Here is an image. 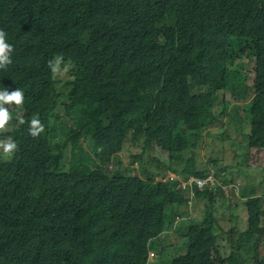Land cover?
I'll return each instance as SVG.
<instances>
[{
  "label": "trees",
  "instance_id": "trees-1",
  "mask_svg": "<svg viewBox=\"0 0 264 264\" xmlns=\"http://www.w3.org/2000/svg\"><path fill=\"white\" fill-rule=\"evenodd\" d=\"M0 30L12 45L0 87L24 95L5 105L24 122L17 150L0 157V264H147L194 199L202 217L184 222V253L160 264H246L241 251L264 264V195L244 201L237 237L231 228L219 242L224 184L213 170L205 181L192 149L218 121L228 67L245 58L253 95L240 124L247 150L264 152V0H0ZM57 64L68 67L63 82ZM240 86L231 93L244 99ZM34 116L44 126L35 137ZM126 143L160 150L170 173L204 185L110 170Z\"/></svg>",
  "mask_w": 264,
  "mask_h": 264
},
{
  "label": "rangeland",
  "instance_id": "rangeland-1",
  "mask_svg": "<svg viewBox=\"0 0 264 264\" xmlns=\"http://www.w3.org/2000/svg\"><path fill=\"white\" fill-rule=\"evenodd\" d=\"M57 69L55 78L58 82H63L67 78L68 67L57 64ZM227 75L228 85L223 87L220 92L224 103L216 109L218 121L208 131L201 133L195 147L192 148L196 169L206 173L211 183L213 180L210 179V171H219L221 179L217 178L218 184H228L227 189L222 185L223 197H217L215 202L218 226L214 228V231L219 242L227 238L228 230L231 228H233L232 236L237 237L242 222L247 219L244 201L248 197L264 195V152L258 153L254 150H247L244 141V127L240 124V118L245 114L253 95L251 86L254 78L253 64L245 58H241L228 67ZM237 85L248 87V94L244 99H238L231 93V89L236 88ZM226 87L231 88L227 89ZM211 91L216 90L211 88ZM14 113V120L6 125L7 130L0 131V139L18 134L20 122L17 117H20V112L14 111ZM81 146L91 158L90 142L88 140L83 141ZM0 157L2 160L9 158L3 155ZM68 159L69 151L67 150L64 165ZM156 162H161L160 170L156 167ZM167 165V156L160 150L154 148L150 152L141 151L136 144L126 143L121 152L113 156L108 168L113 171L118 170L124 176H142V173L148 171L152 174H158L157 180L170 181L177 178L180 183L185 181L182 177L178 178L170 173L169 169L167 170ZM233 187L235 193L232 191ZM203 205V201L194 199L190 208L182 206L175 210L179 218L175 229L165 231L159 240L154 241L153 247L148 253L147 264H160L158 257L164 261H169L184 253L183 239L180 237V234L187 230L184 222L190 217L201 219ZM240 256L246 264L252 263L250 255L245 251H241ZM259 258L264 260V243L259 250Z\"/></svg>",
  "mask_w": 264,
  "mask_h": 264
},
{
  "label": "clouds",
  "instance_id": "clouds-1",
  "mask_svg": "<svg viewBox=\"0 0 264 264\" xmlns=\"http://www.w3.org/2000/svg\"><path fill=\"white\" fill-rule=\"evenodd\" d=\"M6 36V32L0 30V68L6 67L11 62L12 45L8 43ZM23 103L24 95L21 89L15 88L9 91L7 88L0 87V131H6V125L13 119L12 114L5 105H15L19 108ZM17 119L20 123L24 122L22 117H17ZM29 123L28 132L31 136L35 137L43 131V124L35 116ZM16 150L17 143L11 136L0 139V155L6 158L11 157Z\"/></svg>",
  "mask_w": 264,
  "mask_h": 264
},
{
  "label": "built area",
  "instance_id": "built-area-1",
  "mask_svg": "<svg viewBox=\"0 0 264 264\" xmlns=\"http://www.w3.org/2000/svg\"><path fill=\"white\" fill-rule=\"evenodd\" d=\"M207 180H209V179L207 178L205 181H207ZM192 181H194L199 188H201L204 185V181L189 179L187 182H183L182 186H185L186 184H190Z\"/></svg>",
  "mask_w": 264,
  "mask_h": 264
},
{
  "label": "bare ground",
  "instance_id": "bare-ground-1",
  "mask_svg": "<svg viewBox=\"0 0 264 264\" xmlns=\"http://www.w3.org/2000/svg\"><path fill=\"white\" fill-rule=\"evenodd\" d=\"M202 179V178H201ZM200 180V179H199ZM213 182V181H212ZM207 184V183H206ZM195 185V184H194ZM182 186V185H181ZM196 187V186H195ZM204 187H206V185L204 186ZM190 189V188H189ZM190 191V190H189ZM192 192V191H191Z\"/></svg>",
  "mask_w": 264,
  "mask_h": 264
}]
</instances>
